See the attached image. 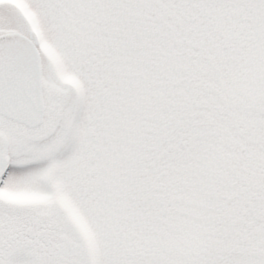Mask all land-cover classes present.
<instances>
[{
	"label": "snow or ice",
	"instance_id": "1",
	"mask_svg": "<svg viewBox=\"0 0 264 264\" xmlns=\"http://www.w3.org/2000/svg\"><path fill=\"white\" fill-rule=\"evenodd\" d=\"M0 264H264V0H0Z\"/></svg>",
	"mask_w": 264,
	"mask_h": 264
}]
</instances>
